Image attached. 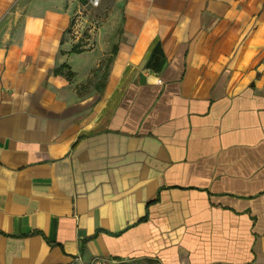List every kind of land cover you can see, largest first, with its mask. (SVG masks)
Returning <instances> with one entry per match:
<instances>
[{
  "label": "crops",
  "instance_id": "crops-1",
  "mask_svg": "<svg viewBox=\"0 0 264 264\" xmlns=\"http://www.w3.org/2000/svg\"><path fill=\"white\" fill-rule=\"evenodd\" d=\"M71 3L0 0V264H264V0Z\"/></svg>",
  "mask_w": 264,
  "mask_h": 264
},
{
  "label": "rangeland",
  "instance_id": "rangeland-1",
  "mask_svg": "<svg viewBox=\"0 0 264 264\" xmlns=\"http://www.w3.org/2000/svg\"><path fill=\"white\" fill-rule=\"evenodd\" d=\"M69 4V1H66ZM71 26L66 37L78 45H112L122 25V0H88L70 4ZM99 264H151L105 261Z\"/></svg>",
  "mask_w": 264,
  "mask_h": 264
},
{
  "label": "trees",
  "instance_id": "trees-1",
  "mask_svg": "<svg viewBox=\"0 0 264 264\" xmlns=\"http://www.w3.org/2000/svg\"><path fill=\"white\" fill-rule=\"evenodd\" d=\"M76 1H78V2H80V3H86L88 0H76ZM121 33V27H120V29H119V34ZM74 45H78V43H75ZM113 45H115V44H113Z\"/></svg>",
  "mask_w": 264,
  "mask_h": 264
}]
</instances>
